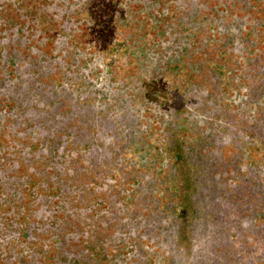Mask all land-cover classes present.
Masks as SVG:
<instances>
[{
	"label": "flooded vegetation",
	"instance_id": "1",
	"mask_svg": "<svg viewBox=\"0 0 264 264\" xmlns=\"http://www.w3.org/2000/svg\"><path fill=\"white\" fill-rule=\"evenodd\" d=\"M78 31L49 40L57 49L34 48L44 34L25 22V0H0V264H264V188L233 180L239 161L263 152L236 160L239 133L222 145L210 129L193 156L202 187L173 192V164L140 133L131 88L113 91L123 79ZM57 51L83 55L57 66ZM252 99L264 114V96ZM39 249L48 257L25 259Z\"/></svg>",
	"mask_w": 264,
	"mask_h": 264
},
{
	"label": "trees",
	"instance_id": "2",
	"mask_svg": "<svg viewBox=\"0 0 264 264\" xmlns=\"http://www.w3.org/2000/svg\"><path fill=\"white\" fill-rule=\"evenodd\" d=\"M58 8V13L60 19L52 18L45 11L44 4L47 0H25V22L30 23V25H36L37 28L49 39H54L56 34H67L69 32H74L67 27L62 25L68 21L64 14L69 11V7L74 6V4L81 2L82 0H51ZM167 4L175 3L177 9H184L181 5L183 0H160ZM219 3L221 6L222 0H213ZM235 0H229L226 5L234 6ZM258 5H261V0H254ZM264 3V0H262ZM50 2V0H48ZM98 2L108 3L111 5L112 20H110L113 26L110 33L108 31L104 36H92V40L95 43H99L101 46V51L105 52L106 57L110 55L115 56V58L121 59L126 66L122 68H128L125 70L127 81L129 82V88L133 91L132 99L134 100V94H139L143 90L146 96L151 99L148 102L151 110L154 107L158 114L162 112H157L159 107H167L171 105L174 108V114H181L190 108L186 107L185 104L193 103L196 105L195 110L204 116V121L210 122V129H214L216 135L221 139L220 142H224V135L228 130H235L239 133L238 136L246 137L245 152L249 157L257 156L259 151H262L264 156V134L262 133V128L260 125L264 124V114L262 109L256 116L251 117V124L245 123V118L243 117L244 110L243 107H247L249 102L244 100L243 106L240 107L238 101H227L225 98L232 97L230 93L233 89L238 90L240 93L246 94V97H258L264 96V47L261 50L257 49V43L260 39L259 32H263L264 28L258 29L257 27H251L247 30V25L245 22H238L237 20H232V17L226 14H220L215 9L210 16L206 17L203 13L210 11L207 8V0H184L187 3V8L185 9V16L179 15L177 9L166 7L162 11H151L149 13H141L137 16V20L130 13L125 14L120 9L114 6V0H99ZM72 4L71 6L69 5ZM52 6L54 7V5ZM83 6V5H81ZM79 6L78 8H80ZM179 7V8H178ZM78 8L73 7L75 14L79 18L77 24L85 28L84 32L90 31L92 26V19L94 20L95 8H91L87 13L78 11ZM89 7H83V10H87ZM120 12L123 19L128 22V32L125 33L123 38L119 37V27L121 26V19L119 18ZM102 20H106L108 17L107 12L101 10ZM83 15V16H82ZM212 15V16H211ZM214 15V16H213ZM224 15L225 18H219V16ZM106 18H105V17ZM71 17V16H70ZM51 18V19H50ZM156 18L158 20L157 32L155 37H151L149 42L147 41L148 34L143 31L144 26L147 24L149 29L154 32L152 28V20ZM139 19V20H138ZM161 19V20H160ZM167 19H172V26L175 24L174 21L178 23V28H173L172 26L167 28L162 27V24ZM144 20V22H143ZM164 20V21H162ZM73 24V23H72ZM68 24H66L67 26ZM260 26V24L258 25ZM261 27V26H260ZM106 28V27H105ZM107 30V29H106ZM256 30V31H255ZM147 33V34H146ZM150 35V34H149ZM68 37V35L66 36ZM90 36L83 34L78 40L79 45L86 42V39L90 40ZM121 41L125 42L124 46H127L129 50H133L132 54L123 55L118 53H111L110 50H118L124 48ZM157 47L160 50L172 51V57L174 53V58L177 60L172 64H169L168 69L165 70L166 76L158 75L155 78L149 73L150 64L153 63L151 59H154L151 55H143V51L146 48L153 49ZM238 48L241 53H235ZM233 52L232 55L234 59L229 60L228 52ZM149 56V58H148ZM148 58V59H147ZM188 59L189 67L188 72L185 71L184 59ZM146 60V61H145ZM130 61H134L137 65L129 66ZM129 64V65H128ZM113 64L106 63V66L111 69L113 74L112 78L116 79L122 78L124 74L121 73V69L114 70ZM147 71L145 76L143 75L142 67ZM138 74L141 80L145 83L143 85H148V87L138 85ZM177 82L178 85H177ZM152 84V86L150 85ZM182 83V84H181ZM137 87L135 93L134 88ZM201 87L202 92H200V97L194 96L190 93V88ZM128 88V87H127ZM222 90L226 95L221 96L219 94L215 95V98L209 101V106H207L208 100V90L211 89ZM126 89V87H125ZM156 90H161V93L157 95ZM136 94V95H137ZM157 95V96H156ZM161 99L164 102L160 101ZM246 102V104H245ZM237 106V117H226V113L230 114L232 110H227L229 105L232 107ZM157 105V106H156ZM178 105V107H177ZM226 106V107H225ZM262 106V105H261ZM204 109V110H202ZM168 108V112H169ZM164 114V113H163ZM171 115L172 113L169 112ZM200 114V113H199ZM168 117L169 116H166ZM173 119V118H172ZM178 124V117L174 118ZM257 120L259 123L255 122ZM262 123V124H261ZM182 128H186L183 125ZM253 131V132H252ZM231 133V132H230ZM229 133V137L231 136ZM209 136H213L210 135ZM216 136V137H217ZM256 136V137H255ZM179 146V145H178ZM27 241V240H25ZM29 243L37 242L34 240H29ZM54 242V241H53ZM35 255L40 258H47L44 255L43 250L39 249L34 251L32 255H25V259H31ZM55 257V256H50Z\"/></svg>",
	"mask_w": 264,
	"mask_h": 264
},
{
	"label": "rangeland",
	"instance_id": "3",
	"mask_svg": "<svg viewBox=\"0 0 264 264\" xmlns=\"http://www.w3.org/2000/svg\"><path fill=\"white\" fill-rule=\"evenodd\" d=\"M88 2H91L89 5V9H87V14L88 12L90 13L91 11H89L91 8H95V16H94V20L92 19V26L90 27V31L88 30V32H84L83 30L84 27H79V29H75L77 22H79V18L77 17V15L75 14L74 16H71L70 14L65 13L68 22H67V26L65 25V27H67L68 29L72 30H79L77 33L79 35L82 34H86V36H90L89 38L91 39L92 36H104V30H105V34L108 31V33L111 32L113 26L110 23V20H112V10H111V5L108 3H103V2H97L99 0H85ZM173 1V0H172ZM175 1V0H174ZM208 4H207V8L208 10L210 9V11L208 12H204L203 13V17L204 15L206 17L210 16V14L213 13L214 9L220 13V14H226L227 16L232 17V20H237L238 22H245L247 25V30L250 29L251 27H257L258 32L259 29H261L262 27L264 28V3L261 0V5H258L254 0H235L234 1V8L232 9V5L233 3H231L229 6L226 5L229 0H222L221 1V6H218L219 3H217L216 1L213 0H207ZM49 3V2H48ZM95 3V4H93ZM103 4V8L101 9V4ZM53 4V1H51L49 3L50 6L46 7V11L51 12L52 15H50V17L55 18L58 17L59 15H55L53 16L55 13H58V9H54L53 7L51 8ZM169 6V8L174 7V9H177L175 3H170L167 4L165 2H162L160 0H114V6L118 9H120L121 11L124 12L125 14V10L124 8L127 10L126 13H130L131 15H133V17H135V19L137 20V16H139L141 13H149L151 11H162L164 7ZM184 9L179 10L177 9V13L179 15V18H181L182 14L183 16H185V12H186V6L187 3L184 2L181 5ZM73 7H71L72 9ZM179 8V7H178ZM157 9V10H156ZM57 12H54L56 11ZM101 10H104L105 13L107 12L108 17L106 18V20H102V13ZM68 14V15H66ZM85 14V13H84ZM83 16V15H82ZM212 16V15H211ZM214 16V15H213ZM219 18H222V16L225 18L224 15L220 16L218 15ZM61 17V16H60ZM119 18L121 19V26L119 27V37L123 38L125 33L128 32V22L123 19L122 14L120 12ZM60 19V18H57ZM139 20V19H138ZM161 20V19H160ZM172 19H167L166 21L163 22L162 27L167 28V30H169V27L172 26L171 22ZM144 22V20H143ZM73 23V24H72ZM174 25L172 26L173 28H178V23L176 21H174ZM157 24H158V20L156 18H153L152 20V28L154 30L151 31L149 29V26L146 24L144 26L143 31L149 33L148 37L146 38L147 41L149 42V40L151 39V37H155L156 34V30H157ZM260 24V26H258ZM64 27V24L62 25ZM106 27V28H105ZM81 28V29H80ZM107 29V30H106ZM256 31V30H255ZM146 33V34H147ZM263 32H259V36L260 39L258 40L257 43V49L261 50L264 47V34H262ZM151 36V37H150ZM35 37V36H33ZM32 38V37H31ZM42 39H44V35L38 36L37 38H35V40H37V42L35 43V45H38L34 48H44V50L49 51L50 48L55 49L56 47L53 46L52 41H48L49 43L41 46L39 44V41H41ZM31 40V39H30ZM99 43L96 44H92V47L94 48H99L101 49V46H98ZM122 46L124 48L122 49H128L127 46L125 45V42L121 41ZM57 49V48H56ZM145 53L143 55H151L154 59H151L153 63L150 64V70L149 73L151 74V76L153 75L155 78H157L158 75L161 76H166L165 74V70L168 69L169 64L172 62V64H174V62L177 60L176 58H174V53H173V57H172V51L169 50H160L157 47H153V49H149L146 48L143 50ZM58 65L59 66L62 61H66V65L69 64L70 62L73 61V59L75 57H77L78 59L82 58V52H80L82 55L80 56H75L74 58L72 57L71 59H69V57H63L61 56V53L58 52ZM235 53H241V51L238 50V48L236 49ZM227 54H229L228 59L232 60L233 58V52H228ZM46 58V57H44ZM149 58V56H148ZM147 58V59H148ZM61 59V60H60ZM61 61V62H60ZM112 61L110 57H106V62H110ZM121 59L116 58L115 59V64L112 65L114 70H117L118 68H120L121 73L124 74V76H122L121 79H123V83L122 86L119 88H113V91H116V89H118L119 91L124 87H130L129 86V82L127 81L126 78V72L125 70H127L128 68H122L123 66L125 67L126 64L121 62ZM146 61V60H145ZM185 62V71L188 72V67H189V61L188 59H184ZM129 64L135 66L137 65L134 61H130ZM128 64V65H129ZM142 67V66H141ZM57 68V67H56ZM143 69V75L145 76V73L147 72L144 67H142ZM138 85H140V90H141V86H145L148 87V85H143V83H145L143 80L140 79L139 74H138ZM112 80H116V77L112 78ZM179 82H177L178 85ZM182 84V83H181ZM150 85L152 86V84L150 83ZM109 86V85H108ZM107 86V87H108ZM135 87V86H134ZM137 87L134 88V93L136 91ZM126 90V89H125ZM157 91V95L158 93H161V90H156ZM190 93L194 96V98L196 99V96H198V98L200 97V92H202V88L201 87H196V88H190L189 89ZM127 92V91H126ZM129 94H131V96H133V91H129ZM137 94V93H136ZM134 94V105L136 106V113L137 116H140V122H139V131L144 132V130L146 131L145 134L147 135V138L149 139V143H151L154 147V150L156 152V155L158 157V159H160V153L163 154V159L164 160H168L169 162H171L173 164V171H172V176L174 178V190L173 192H176L177 190H179L178 194H181L182 196H191L194 194L195 188L199 187L201 188L202 185V181H198L201 176L204 174V172L206 170H204V165L202 163H200L198 160L194 159L193 156L195 155V152H199V146L202 144V142L205 141V138L208 136V133L210 132V127H211V123L204 121V116H202L201 114L205 115L201 110H199V112L193 111L195 110L196 105L193 103L190 104H185L186 107L190 108V110H187L181 114H174V108H171V105L163 108V107H159L157 109V112H162L161 114H158L156 112H151L152 110H154V107L150 108V106L148 105V102L151 100L146 96L145 91L143 90L141 93L139 94ZM208 96L206 97V99L208 100L207 106H209V101L213 98H215L216 94H219L221 96L226 95V93L222 90H217L215 88L208 90ZM156 95V96H157ZM129 96V95H128ZM230 96L232 97H227L225 98L227 101H238V104L241 106H243V101L246 100L247 102H249L250 104L247 107H243L244 110V114L243 117L245 118V123L251 124V117L256 116L258 114L257 111V106L258 104L253 101L252 98L250 97H246V94L244 93H240L238 90L233 89V91L230 93ZM132 98V97H131ZM163 100L165 99H161L160 101L164 102ZM133 104V103H131ZM246 104V102H245ZM157 106V105H156ZM262 106H264V103L262 102ZM178 107V105H177ZM226 107V106H225ZM228 109L230 110H234V106L232 107L231 105L227 106ZM135 108V107H134ZM168 108H169V112L172 113L171 115L168 112ZM204 110V109H202ZM227 111V110H226ZM151 113V115H150ZM164 113V114H163ZM200 113V114H199ZM228 111L226 113V117H231L230 115H228ZM256 114V115H255ZM169 116V120H167V118L165 117ZM235 115V114H232ZM149 116V118H148ZM178 117V121H180L181 123L178 124L179 122H177L176 120H174V118ZM143 119H147L148 118V123L149 124H145L144 122H141ZM173 118V119H172ZM145 125H148V127H145ZM183 125L186 126V128H182ZM147 130H146V129ZM262 133L264 134V127L262 128ZM142 137L145 138V136L142 133ZM163 137L162 139H165V141L160 140V138ZM247 140L246 137H240L239 140H237L238 142L236 143V148L235 149H231L233 152H236V157L239 156L241 154V157H239L236 160H241L245 157V154H247V152L244 151V155H242V152L244 150L245 144L244 142ZM166 142V143H165ZM168 145V146H167ZM179 145V146H178ZM226 145H228L229 147L231 145H233V143H231L229 140H227ZM182 147L184 149L185 152L192 154L187 156L185 154V152L180 149L179 147ZM210 152L209 155H213L215 148L211 147L209 149ZM205 159V158H204ZM258 159H261V156H258ZM257 160L256 163L254 164H250L247 165L246 161H239V163L237 165L234 166V182L235 184L238 182H246L248 181V183H252L255 186L254 191H258L260 190V188H264V160ZM215 163V161H213ZM201 171H200V168ZM246 167V168H245ZM252 196V194H250Z\"/></svg>",
	"mask_w": 264,
	"mask_h": 264
}]
</instances>
